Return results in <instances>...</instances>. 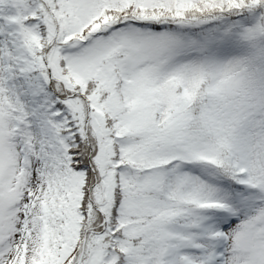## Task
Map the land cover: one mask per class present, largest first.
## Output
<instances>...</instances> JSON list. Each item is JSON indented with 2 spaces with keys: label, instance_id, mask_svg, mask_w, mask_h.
I'll use <instances>...</instances> for the list:
<instances>
[{
  "label": "snow or ice",
  "instance_id": "6c2138e0",
  "mask_svg": "<svg viewBox=\"0 0 264 264\" xmlns=\"http://www.w3.org/2000/svg\"><path fill=\"white\" fill-rule=\"evenodd\" d=\"M0 264H264V0H0Z\"/></svg>",
  "mask_w": 264,
  "mask_h": 264
}]
</instances>
